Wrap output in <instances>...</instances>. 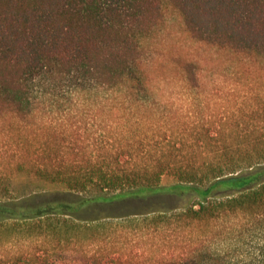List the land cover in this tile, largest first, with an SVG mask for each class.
Returning a JSON list of instances; mask_svg holds the SVG:
<instances>
[{
    "label": "trees",
    "instance_id": "trees-1",
    "mask_svg": "<svg viewBox=\"0 0 264 264\" xmlns=\"http://www.w3.org/2000/svg\"><path fill=\"white\" fill-rule=\"evenodd\" d=\"M167 9L184 34L170 50L152 40ZM208 49L217 54L208 65L233 59L258 75L236 115L218 103L203 113L217 95L202 94L217 80L208 69L204 78L199 53ZM263 74L264 0H0V224L42 236L25 262L129 264L110 245L90 247L147 221L178 234L212 225L230 239L263 236L254 258L228 263L188 247L187 256L149 264H264ZM44 187L68 192L39 193ZM186 194L197 200L180 210L153 201ZM127 199L140 201L136 211L116 207ZM161 249L168 256L171 246L150 251Z\"/></svg>",
    "mask_w": 264,
    "mask_h": 264
},
{
    "label": "rangeland",
    "instance_id": "rangeland-1",
    "mask_svg": "<svg viewBox=\"0 0 264 264\" xmlns=\"http://www.w3.org/2000/svg\"><path fill=\"white\" fill-rule=\"evenodd\" d=\"M166 15L167 19L165 23L154 33L152 40L160 43L164 49L170 50L174 45L173 37H184V34L181 31L179 16L170 9H167ZM213 54L217 56L214 51L209 49L207 52L199 53L202 58L207 60V64H204L205 62L203 63V69L205 68V72H203L205 73L204 78H207L208 81L209 75L212 80L217 78L216 84H208L206 86L208 89L207 92L202 93L205 95L212 94V98L215 94H217L216 97L212 99V101H208V106H206L207 104L205 103L202 106L203 108H201L204 109L203 113L205 112L207 115H209L211 110L217 108V103L219 109H223L225 105L230 104L229 106L232 108L231 115H236L238 113V109H242L244 104L246 105L245 101L248 97V87L246 86V81L250 77H258V75L250 76L247 75V73L242 74L241 71H243V68H241L238 63L234 62L233 59H225L224 63L219 66H216V64L214 66L212 63L208 65L209 61L212 60ZM199 55L196 54L195 57L200 58ZM207 69L209 70V75L207 73ZM259 78L260 80H264V74L259 75ZM261 84H264V82ZM163 88L166 89L163 90L165 94L172 93V85L169 87L165 86ZM261 88L262 87L260 86L259 89ZM215 89H217V92L212 93V91ZM202 99H205V97H201V101ZM215 99H218L217 102H215ZM221 99H225V101H220ZM180 100L181 98H176L175 103L179 105L177 106V109L181 106ZM60 108L67 111L70 107L69 105H64ZM37 109H40L42 112H49L52 110V107L39 105ZM163 116L167 117L168 115ZM33 120L39 122L38 118H34ZM74 123L76 128L81 125V122H77V120H74ZM5 127L9 128V124H7ZM1 134L7 135L6 132L0 130V135ZM4 140L7 139L0 138V150L6 146L2 142ZM174 182L175 181L172 178L167 177L162 180V185L168 187L174 184ZM38 192L67 193L68 191L62 187H44ZM80 194L87 198L96 196L94 193H79V195ZM196 200L197 197L192 194L181 196L161 195L153 198V201H155L157 205L165 204L166 207H169L170 209L178 208V210L191 205ZM124 209V211H128L132 208L127 207ZM115 211L116 210H113V212ZM173 213L176 212L174 211ZM175 219L176 218L173 217L168 218V220H171L173 225H176L174 223ZM92 220L93 219H89L87 221ZM138 224L139 228H134L132 226L129 228L132 234L125 237L128 240L125 238L116 237L117 239L115 240V243L110 241H106L107 244L95 243L90 247L91 251L93 252L98 246L99 247L97 251H102L103 247H108L106 245H110L118 252L123 253V255L117 254L116 257L121 255L124 262L129 264H149L150 261L153 262L155 259H174L177 257H183L184 254L187 256L190 253V251H188L189 249H207L197 251V253L205 255L207 252H209L210 256L213 257V260L221 259V261L229 263L236 261L237 259H245L248 257L254 258V251L258 248V244H260L261 240L263 239V236L259 233V231L251 233L250 236L245 237V241L241 239H235L232 235L230 239V236L226 233H224L226 235L223 234L224 236H219L218 234L215 235L211 232L213 228L212 225L204 228H201V226L190 227L187 229V231L185 230L181 234H178V232L176 233L175 228L174 230L168 232L165 231V229L159 227L149 226L147 221L144 223L138 222ZM114 228L115 227L110 226V231H113ZM20 229L21 227L16 225L14 221L0 224V264H12L13 260L16 258L18 259L19 257L23 258V262L20 261L21 264H27L26 262H28L27 258L29 252L32 249L33 251L39 252V249H41L42 243L40 241L42 236L40 237L38 234H36V232L32 233L31 235H27L26 232H23V230L20 231ZM200 229H205L204 231L207 232L202 233ZM95 233L97 236L99 235L98 231H95ZM155 243H160L162 246H171L169 255L165 256V249H161L160 251H150ZM187 248L188 250L184 251Z\"/></svg>",
    "mask_w": 264,
    "mask_h": 264
},
{
    "label": "water",
    "instance_id": "water-1",
    "mask_svg": "<svg viewBox=\"0 0 264 264\" xmlns=\"http://www.w3.org/2000/svg\"><path fill=\"white\" fill-rule=\"evenodd\" d=\"M139 202L140 201H137V200H131V199H127V200H124L122 202H118L116 203V207L117 208H132V212L136 211L137 210V207L139 206ZM128 213H130L128 211Z\"/></svg>",
    "mask_w": 264,
    "mask_h": 264
}]
</instances>
